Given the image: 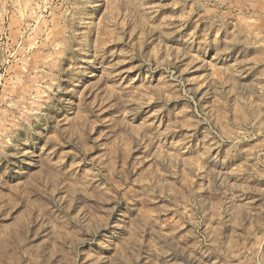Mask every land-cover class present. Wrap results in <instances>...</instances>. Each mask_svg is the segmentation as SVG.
I'll return each instance as SVG.
<instances>
[{
  "label": "rangeland",
  "instance_id": "1",
  "mask_svg": "<svg viewBox=\"0 0 264 264\" xmlns=\"http://www.w3.org/2000/svg\"><path fill=\"white\" fill-rule=\"evenodd\" d=\"M0 264H264V0H0Z\"/></svg>",
  "mask_w": 264,
  "mask_h": 264
}]
</instances>
